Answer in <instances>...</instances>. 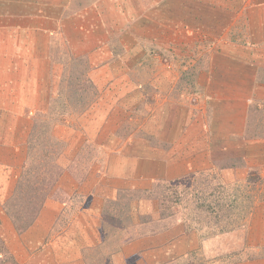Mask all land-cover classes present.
<instances>
[{
  "label": "rangeland",
  "instance_id": "rangeland-1",
  "mask_svg": "<svg viewBox=\"0 0 264 264\" xmlns=\"http://www.w3.org/2000/svg\"><path fill=\"white\" fill-rule=\"evenodd\" d=\"M260 2L103 0L99 33L76 28L91 52L60 45L44 87H0V264L48 202L51 237L87 244L97 223L91 264H112L119 229L167 228L122 264H264Z\"/></svg>",
  "mask_w": 264,
  "mask_h": 264
},
{
  "label": "crops",
  "instance_id": "crops-1",
  "mask_svg": "<svg viewBox=\"0 0 264 264\" xmlns=\"http://www.w3.org/2000/svg\"><path fill=\"white\" fill-rule=\"evenodd\" d=\"M102 1L0 0V87L8 88L15 80L18 82L21 76L24 82L14 83L16 89L44 87L40 84L39 86L31 84L47 80L48 76L45 74L55 65L53 60L56 61L59 58L58 46L60 45L70 51L65 52L69 56H72L74 52L79 55L91 52L85 47L90 46L94 41L97 43V40L101 42L100 38L97 34L89 38L86 36L87 33L84 35V32H78L77 29L82 26L85 30L86 27L98 28L99 33L102 26L101 10L104 8ZM262 3L264 2L258 5ZM104 34L103 31V43L108 39ZM90 39H92L91 43L88 44L86 41ZM262 40L264 41L263 38ZM76 47L80 48L78 52L75 51ZM84 48L89 51L86 52ZM40 67L41 70H39ZM27 74H31L26 81V83L30 82L28 85L25 83ZM60 209L61 206L54 202L46 203L31 228L21 235L11 230L12 233L4 238L6 239L4 243L16 257L18 264H91L94 262L90 248L101 250L103 247L101 246L103 234L97 228V223L90 224L86 232L89 233L87 244L78 243L71 237L68 230L51 237L48 232L58 229L54 223L59 224V221L51 217L53 211L59 213ZM126 232L127 230L119 229L114 233L119 244L115 243L110 254L112 264H122L124 253L126 257H129L145 241L149 244L155 240L151 236L126 240ZM170 233L171 230L167 228L154 235L157 236V240L166 242ZM30 235L35 238L28 241L27 239L31 238Z\"/></svg>",
  "mask_w": 264,
  "mask_h": 264
}]
</instances>
